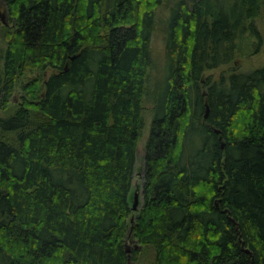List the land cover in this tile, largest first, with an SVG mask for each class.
I'll return each mask as SVG.
<instances>
[{"label":"trees","instance_id":"obj_1","mask_svg":"<svg viewBox=\"0 0 264 264\" xmlns=\"http://www.w3.org/2000/svg\"><path fill=\"white\" fill-rule=\"evenodd\" d=\"M5 2L0 107L18 83L23 93L0 117V264H135L144 253L151 264H264V65L204 76L243 46L260 52L263 0H174L150 87L156 10L169 0Z\"/></svg>","mask_w":264,"mask_h":264},{"label":"rangeland","instance_id":"obj_2","mask_svg":"<svg viewBox=\"0 0 264 264\" xmlns=\"http://www.w3.org/2000/svg\"><path fill=\"white\" fill-rule=\"evenodd\" d=\"M174 0H169V3H166L164 5H161L156 10V21L158 25L156 26V29L153 33L152 40H151V49H152V56H153V63L149 67V74L147 79V87H150L153 85V82L157 80V77L159 76V73L162 71L164 66V59H163V52H164V32H163V26L165 18L167 17L169 13V5ZM0 11H8L7 4L5 0H0ZM255 23L257 27L260 29V31L264 35V0H263V7L261 9V13L259 17L256 18ZM3 23L2 17H0V31L3 27H5ZM9 28H13V24L10 22L8 25H6ZM6 41L4 40L2 33L0 32V71L2 69V65L4 62V53L6 49ZM246 46H243V51L246 53H238L237 56L234 58L233 61H231L228 64L222 65L220 68L213 69L210 71H206L204 76L207 74L212 73L214 76L219 75L221 71H224L225 73L232 72V70H239V71H248L253 68L259 67L264 65V45L261 47L260 52L248 55V50H246ZM54 71L53 68L48 67L46 71L38 72V71H32L26 73L22 78L21 82L25 83L28 80L39 77L41 80L46 79L52 72ZM163 74V73H162ZM162 74L160 76V79L162 78ZM158 81V80H157ZM43 82V81H42ZM40 82V83H42ZM156 83L151 89L150 92L153 93L155 90ZM22 90L20 89V83L17 84V87L15 88V91L12 94V99L9 102L8 105V111H4L2 107H0V117L3 115H6L9 111H14L18 105L22 102ZM152 108H153V102L150 98L146 95L144 99V118H145V127L143 129L142 135L139 138L137 142V148H136V155H135V165H134V171H133V177H132V191H131V207L134 199V194L136 192L140 193V202L137 210H132L128 217V224L133 225L136 216L138 215L140 209L143 205V184H144V166H145V144L146 140L149 135V129H150V123L152 118ZM136 245V240L132 241L129 239L127 246L130 247V250ZM132 247V248H131ZM136 247V246H135ZM146 252V251H145ZM141 260L135 264H151L153 261V254H142ZM133 264V263H130Z\"/></svg>","mask_w":264,"mask_h":264},{"label":"water","instance_id":"obj_3","mask_svg":"<svg viewBox=\"0 0 264 264\" xmlns=\"http://www.w3.org/2000/svg\"><path fill=\"white\" fill-rule=\"evenodd\" d=\"M65 68H67V66H65ZM208 114V106L206 105V113H205V117H207ZM218 132V130H216ZM139 202H140V193L136 192L134 194V199H133V203H132V210H137L138 206H139ZM137 247V246H136ZM125 250L127 252L130 251V247L126 246Z\"/></svg>","mask_w":264,"mask_h":264},{"label":"flooded vegetation","instance_id":"obj_4","mask_svg":"<svg viewBox=\"0 0 264 264\" xmlns=\"http://www.w3.org/2000/svg\"><path fill=\"white\" fill-rule=\"evenodd\" d=\"M0 17H2L3 19V23L8 25L10 23V15H9V11L5 12V11H0Z\"/></svg>","mask_w":264,"mask_h":264}]
</instances>
